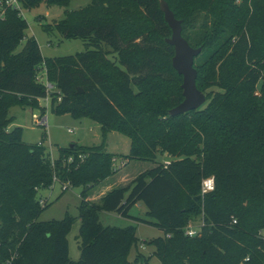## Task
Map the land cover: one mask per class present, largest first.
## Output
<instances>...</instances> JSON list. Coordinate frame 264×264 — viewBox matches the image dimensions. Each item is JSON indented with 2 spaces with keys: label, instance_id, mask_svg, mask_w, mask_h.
I'll list each match as a JSON object with an SVG mask.
<instances>
[{
  "label": "trees",
  "instance_id": "16d2710c",
  "mask_svg": "<svg viewBox=\"0 0 264 264\" xmlns=\"http://www.w3.org/2000/svg\"><path fill=\"white\" fill-rule=\"evenodd\" d=\"M18 1L24 11L68 7L72 0ZM165 1L182 21L184 38L202 48L195 68L206 103L176 117L170 111L184 101L183 77L173 67L175 50L166 43L172 30L160 0H92L42 24L47 34L85 43L84 52L57 58L43 57L38 41L26 36L21 10L0 0V264H149L141 253L129 261L137 227H104L100 212L162 231L145 242L161 264L246 258L245 264H264V0ZM43 72L56 89L52 113L98 123L101 145L61 148L52 161L46 146L23 141V128L10 129L13 107L46 114ZM111 132L130 139L128 155L108 152ZM161 154L171 158L168 165L158 163ZM118 157L155 167L100 203L89 201L94 188L117 174ZM210 177L216 188L203 197L202 181ZM55 179L67 190L83 189L78 262L67 241L76 218L39 222L50 206L41 204L39 191ZM139 203L151 221L131 216ZM199 218L201 232L189 237L186 229Z\"/></svg>",
  "mask_w": 264,
  "mask_h": 264
},
{
  "label": "rangeland",
  "instance_id": "374dc122",
  "mask_svg": "<svg viewBox=\"0 0 264 264\" xmlns=\"http://www.w3.org/2000/svg\"><path fill=\"white\" fill-rule=\"evenodd\" d=\"M92 0H72L68 7H58L41 5L39 8L32 10H24L23 17L28 22L29 28L26 31L27 38H35L41 48L42 55L45 58H57L74 56L86 50L85 43L82 40H64L60 34H47L42 29V24L52 25L56 21L64 19L67 11L80 10L83 7L91 4ZM26 44V39L18 48L20 52ZM41 75H43L41 73ZM45 82V76L43 75ZM213 91H217L214 89ZM42 108H46L47 112L42 115L39 110H33L30 107H13L10 110V117L14 118L15 127L23 128V141L27 144L38 145L45 144L48 151L52 155V161L58 159L59 150L61 148H70L72 145L81 147L99 146L103 142L101 126L91 119H74L70 115L58 116L51 111V99H42L40 101ZM204 106V105H203ZM35 116L47 117L48 128L41 127L36 123ZM11 129V130H12ZM46 137V138H45ZM131 141L126 136L111 132L107 138V150L116 156L129 154ZM171 161L166 154L159 155L158 163L163 164L164 161ZM125 162L118 157L115 167L118 170L117 174L94 188L89 196H96L103 187L109 182H115L118 186H125V178H135L140 173L155 167V164L150 162H133L128 167L120 164ZM130 180V179H129ZM82 188L70 187L63 191L62 185L56 183L53 188L40 190L38 196L48 200L50 206L43 212L39 218V222L48 223L51 221H61L67 216L76 218L70 232L67 235L69 244V257L72 261L78 262L81 258L80 251V229L81 222L79 217V206L82 201ZM147 208H133L131 211L132 217H137L142 220L151 221L146 214ZM100 222L104 227L113 228H128L129 226L137 227V237L139 243L133 246L129 256V261L133 262L138 253L150 258L149 264H161L160 260L152 255L155 252L153 246L147 245L145 242H150L163 236V232L159 229L145 223H137L136 221L124 218L116 213L100 212ZM192 224L193 227L200 228L202 224L201 218L197 219Z\"/></svg>",
  "mask_w": 264,
  "mask_h": 264
},
{
  "label": "water",
  "instance_id": "95a60500",
  "mask_svg": "<svg viewBox=\"0 0 264 264\" xmlns=\"http://www.w3.org/2000/svg\"><path fill=\"white\" fill-rule=\"evenodd\" d=\"M160 9L172 30V37L167 39L166 43L174 47L175 50L172 60L173 67L183 77L184 101L170 111V115L176 117L198 110L206 103V95L197 87L198 73L195 68V59L201 54L202 48H193L184 38L182 21L176 18L165 0H160ZM82 93V89H79V94ZM72 147L76 148V145H72Z\"/></svg>",
  "mask_w": 264,
  "mask_h": 264
},
{
  "label": "built area",
  "instance_id": "2783aa9c",
  "mask_svg": "<svg viewBox=\"0 0 264 264\" xmlns=\"http://www.w3.org/2000/svg\"><path fill=\"white\" fill-rule=\"evenodd\" d=\"M233 1L236 4L240 5V4L244 3V2H250L251 0H233ZM6 5L10 6V7H13L14 9L21 10V13L23 14V10H22L21 5H20L18 0H6ZM42 74L45 76L44 72ZM43 75H41V74L39 75V81L43 82L45 84V86L47 87L48 97L46 99L49 100L50 99V94L55 92L56 89H55V87L52 84H50L47 81L46 76H45V80L46 81L45 82L43 81ZM35 119H36V123L39 126L48 128V118L47 117L35 116ZM40 145H43V144H40ZM169 163H170V161L164 162V164H166V165H168ZM54 181H55L54 185L56 183H58L57 179H55ZM54 185L51 188H53ZM67 187H68L67 185L62 186V190L63 191L67 190ZM215 188H216L215 178L214 177L206 178V179H204L202 181V184H201V195L204 197L206 194H208L210 192H213L215 190ZM46 202H48V200L41 198V204L42 205H45ZM234 223H236V221H234ZM202 226H203V222L200 225V228L193 227L192 224H191L186 229V234L189 237H195V236L199 235V233L201 232ZM249 260H250V258H246L245 261H243L241 264H245Z\"/></svg>",
  "mask_w": 264,
  "mask_h": 264
},
{
  "label": "crops",
  "instance_id": "0c3cea01",
  "mask_svg": "<svg viewBox=\"0 0 264 264\" xmlns=\"http://www.w3.org/2000/svg\"><path fill=\"white\" fill-rule=\"evenodd\" d=\"M44 57V56H43ZM45 58V57H44ZM15 124H12L11 126H10V129H12L11 127H13ZM43 145L45 146V144L43 143ZM48 148V147H47ZM110 153V152H109ZM113 154V153H112ZM115 155V154H114ZM126 155H128V154H126ZM122 160V159H121ZM166 161H168V160H166ZM166 161H164V162H166ZM131 164H133V162H128V161H125V162H122L121 164H120V167L123 165L124 167H128V166H130ZM143 172V171H142ZM142 172H139L140 174L142 173ZM139 174V175H140ZM138 175V176H139ZM138 176H136L135 178H125V182L127 183L126 185H128L129 183H131L133 180H135ZM112 178V177H111ZM110 179V178H109ZM109 179L107 180V181H105V182H108L109 181ZM130 179V180H129ZM104 184V183H103ZM125 185V186H126ZM118 187H124V186H118V184H116L115 182H109V183H107L104 187H103V189L96 195V196H89V198H88V200L89 201H91V202H93V203H100V201H101V199L107 194V193H109L110 191H112L113 189H115V188H118ZM143 206H144V204H142V203H139V204H137L136 206H135V208H143ZM146 213H147V211H146Z\"/></svg>",
  "mask_w": 264,
  "mask_h": 264
}]
</instances>
